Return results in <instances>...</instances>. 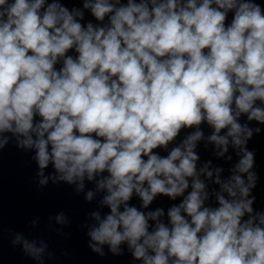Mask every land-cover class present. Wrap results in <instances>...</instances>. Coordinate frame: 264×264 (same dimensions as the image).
<instances>
[{
  "label": "clouds",
  "instance_id": "clouds-1",
  "mask_svg": "<svg viewBox=\"0 0 264 264\" xmlns=\"http://www.w3.org/2000/svg\"><path fill=\"white\" fill-rule=\"evenodd\" d=\"M76 2L0 0V152L14 140L40 188L96 201L81 227L102 257L123 245L135 264H264L248 148L264 131V2ZM200 142L228 162L234 150L227 176L198 166ZM159 197L167 210L150 208ZM12 243L44 264V240Z\"/></svg>",
  "mask_w": 264,
  "mask_h": 264
}]
</instances>
